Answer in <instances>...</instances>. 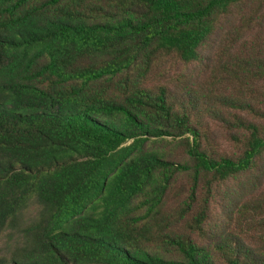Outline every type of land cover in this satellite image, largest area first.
<instances>
[{"label":"trees","instance_id":"obj_1","mask_svg":"<svg viewBox=\"0 0 264 264\" xmlns=\"http://www.w3.org/2000/svg\"><path fill=\"white\" fill-rule=\"evenodd\" d=\"M0 264H264V0H0Z\"/></svg>","mask_w":264,"mask_h":264},{"label":"rangeland","instance_id":"obj_2","mask_svg":"<svg viewBox=\"0 0 264 264\" xmlns=\"http://www.w3.org/2000/svg\"><path fill=\"white\" fill-rule=\"evenodd\" d=\"M211 47H212V43L209 42L205 54H208V53H209V51L211 50ZM194 70H195V69H194L193 67L189 68V71H190V72H193Z\"/></svg>","mask_w":264,"mask_h":264}]
</instances>
